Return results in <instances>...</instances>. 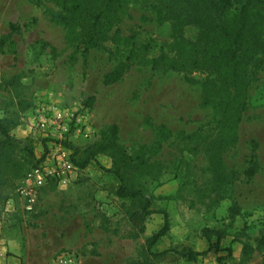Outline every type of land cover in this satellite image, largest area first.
I'll list each match as a JSON object with an SVG mask.
<instances>
[{"label": "rangeland", "instance_id": "1", "mask_svg": "<svg viewBox=\"0 0 264 264\" xmlns=\"http://www.w3.org/2000/svg\"><path fill=\"white\" fill-rule=\"evenodd\" d=\"M156 3L123 0L104 16L88 46L93 18L85 1L0 0V119L15 140L1 162L0 264H264V251L243 253V244L256 248L264 237V71L249 88L238 142L222 155L230 183L219 190L204 146L195 152L196 143L187 140L200 128L202 136H213L222 104L216 92L209 103L206 97L216 72L212 65L189 72L153 69L160 54L175 56L181 41L199 36L193 25L180 33L172 19L160 20ZM11 24L18 26L13 34ZM113 72L120 80L105 86ZM90 98L95 101L87 106ZM41 103L74 113L78 126L47 140L30 126V112ZM27 104L31 109L22 112ZM113 126L119 128V151L77 168L68 187L48 181L34 190V210L27 211L19 190L28 186L33 169L53 168L62 151L71 162L85 159ZM254 146L260 169L247 180ZM122 155L145 163L126 171L130 187L153 197V208L169 215L170 231L154 253L206 251V228L225 231L224 251L195 262L175 253L148 256L146 241L163 228L164 218L155 214L143 231L133 229L128 214L139 202L119 199L117 178L103 170L118 167Z\"/></svg>", "mask_w": 264, "mask_h": 264}, {"label": "trees", "instance_id": "2", "mask_svg": "<svg viewBox=\"0 0 264 264\" xmlns=\"http://www.w3.org/2000/svg\"><path fill=\"white\" fill-rule=\"evenodd\" d=\"M86 2L90 8L93 21L89 27L87 36L89 41L86 44L94 43L99 26L108 12H115L120 9L123 0H81ZM235 6V11L233 10ZM158 11L160 20L172 19L176 31L182 33L187 26H195L199 29V36L196 41H181L179 52L175 56L162 53L152 61L153 69L173 70L178 72H189L201 69L205 66H213L216 72V82L208 89L206 103L212 100L213 93L220 94L222 108L216 125L210 131L211 138L202 136L204 128H200L195 135H190L187 140L194 145L193 151L197 152L200 146H204L210 163V170L213 173L214 182L218 189H224L230 181L222 169V155L229 148L238 142L237 130L242 122L244 114L249 109L248 97L249 88L258 80L261 71H264V0H242L236 6L233 0H157L152 5ZM235 12V13H234ZM231 15V18H228ZM11 33L18 30L16 24H11ZM11 36V35H10ZM84 44V43H82ZM80 45L79 49H83ZM89 49V47H84ZM85 51V50H84ZM87 66V63H85ZM124 69L129 71L130 66ZM119 72L108 74L104 78V85L110 86L120 80ZM95 101L94 98L87 100L86 105ZM31 104L23 107L22 112L30 110ZM10 125L7 120L0 119V187L5 182L2 178V156L4 148L14 143L10 134ZM119 128L117 126L102 136V140L96 147L90 149L89 155L81 160L75 161L78 169L87 168L92 162L97 161V156L110 150L119 151L118 143ZM256 147L251 153L248 167L244 172L247 180H252L259 172L260 165L256 154ZM29 151V150H28ZM32 158L34 153L29 151ZM46 155L42 157L44 160ZM118 167L108 170L107 173L115 176L119 182L116 196L121 200L139 202L140 208L131 211L128 220L135 230L143 231L145 222L155 214H161L164 218V226L157 233L147 239V254L153 258H163L170 253H175L186 262H195L199 257H205L212 251L220 253L224 251L220 244L224 238L225 231L204 229L202 236L209 242V248L203 252L194 251H172L167 250L159 254L153 252V248L167 236L170 231L169 215L165 211H157L153 208V197L147 195L141 189L130 187L126 171L138 169L145 166L144 162L136 161L125 155L118 160ZM40 162V160H39ZM52 184L56 181L50 180ZM240 211H236L238 216ZM216 238V243H212ZM228 256H231L232 249H225ZM255 251H264V237L256 248L243 244V253L251 254ZM134 264H144L137 262Z\"/></svg>", "mask_w": 264, "mask_h": 264}, {"label": "built area", "instance_id": "3", "mask_svg": "<svg viewBox=\"0 0 264 264\" xmlns=\"http://www.w3.org/2000/svg\"><path fill=\"white\" fill-rule=\"evenodd\" d=\"M30 126L50 141L59 140L69 134L73 126H78L74 113L68 112L56 104L41 103L30 112ZM77 167L69 155L62 151L53 168L38 167L29 175L28 186L21 188L19 194L27 200V211L34 210L36 191L54 180L60 187H68L77 174Z\"/></svg>", "mask_w": 264, "mask_h": 264}]
</instances>
